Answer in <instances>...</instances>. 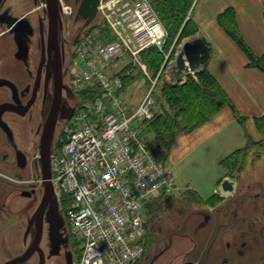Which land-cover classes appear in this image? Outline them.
<instances>
[{
	"label": "built area",
	"instance_id": "2783aa9c",
	"mask_svg": "<svg viewBox=\"0 0 264 264\" xmlns=\"http://www.w3.org/2000/svg\"><path fill=\"white\" fill-rule=\"evenodd\" d=\"M152 1L100 0L97 16L112 40L96 27L72 46L67 86L74 112L65 119L61 145L53 148L51 169L61 211L80 242L75 264H138L147 233L145 203L177 189L171 171L152 150L145 125L158 111L159 74L149 76L141 53L150 46L162 49L168 34ZM61 5L65 15L72 13L66 0ZM123 56L151 81L133 109L123 98L122 77L109 71ZM86 88L95 93L83 99L80 92Z\"/></svg>",
	"mask_w": 264,
	"mask_h": 264
},
{
	"label": "flooded vegetation",
	"instance_id": "af4514ba",
	"mask_svg": "<svg viewBox=\"0 0 264 264\" xmlns=\"http://www.w3.org/2000/svg\"><path fill=\"white\" fill-rule=\"evenodd\" d=\"M56 1L60 14L58 40L64 73L63 84L66 85V77L71 67L72 46L77 35L73 40H69L72 29L64 23L67 16L63 13L61 0ZM47 4L48 0H0V40H5L4 48L7 50L8 55L12 56L15 62L20 63L22 66L24 77L21 82L16 74L13 78L0 74V78L6 80L4 84L0 82V104L9 102L16 106H13V109L8 108L2 113L0 116V129L6 133L7 141L14 148L16 165L20 168L25 167L29 159H33L35 166H37L36 158L39 154V145L38 154H34L28 159L27 153L17 147L12 132L11 127L14 126L13 124H18V122H10L9 115L17 117L30 116L29 119H32L33 115L30 113L34 105L38 103L41 121L37 124L36 133L39 135L38 140H40L41 130L53 99V73H47V64L49 63L47 45L49 11ZM77 19L85 20V25H88L87 19L79 15L78 11ZM78 35L80 37L81 33ZM54 54L53 51L51 57H54ZM47 75H49L48 79H46ZM72 97L70 88L68 86L64 87L62 105L65 108L62 107L63 110L59 112L60 117L56 128L58 124L64 125L65 119L61 118V114H66L64 109H67V107L72 108ZM20 150L26 156L24 166L19 164L18 152ZM8 158V154L3 153L0 160L8 162ZM242 173L227 177L234 184V188L230 192L223 191L219 186L217 191L212 194V196L214 195L213 201L212 196H210L206 200L195 202L199 207L191 212L196 216L178 221L174 231L170 227V230L167 228L165 233L162 232V229L157 228L155 225L158 219L157 214L146 212L145 249L138 264H264V172L255 176H243ZM35 192L36 189L33 188L30 196L34 195ZM58 206L66 227L65 233L68 236V240L62 245L66 249L62 251L61 248L58 253L51 254L50 247L49 253H46L42 247L44 236L49 238L48 226L45 223L40 242L43 253L37 249L26 259L14 264H40L42 256H44V264H47L52 258L55 259L50 261L49 264L62 261L68 264L67 253L71 251L69 249L71 245V228L61 211L60 204ZM28 221L23 238L15 239L11 235L1 237L0 264L8 263L15 257L21 256L28 249L35 235L34 225L26 233ZM153 232L170 239L174 235L180 236L185 242H181V248L172 249L174 246L173 241H167V246L161 248L163 251L157 250L155 253L150 254L149 249L151 250V248L148 247L151 246ZM162 241L157 238L155 248ZM171 249L175 255L168 254L172 252ZM72 259L74 263L73 252Z\"/></svg>",
	"mask_w": 264,
	"mask_h": 264
},
{
	"label": "rangeland",
	"instance_id": "374dc122",
	"mask_svg": "<svg viewBox=\"0 0 264 264\" xmlns=\"http://www.w3.org/2000/svg\"><path fill=\"white\" fill-rule=\"evenodd\" d=\"M204 1L205 0H196L193 7V17L196 16L198 11H202V8H208L207 1L205 3ZM80 2L81 0H66V3L69 4L72 8V13L66 15L67 17H65L64 19L65 25L71 27L72 29V34L69 37V40H73L74 37L79 33L83 34L87 31H90L89 29H91L92 27H96V25L101 23V16H96L88 25H85V20L77 19V11L79 9ZM180 44L181 43L177 45H175L174 43L172 44V47L176 49V52ZM4 46L5 40L1 39L0 74L7 77L9 76L10 78H13V76H15L16 74V76L19 77L18 79H21L19 81L22 82V79L24 78L22 66L20 65V63H16L12 56L8 55V52L7 50H5ZM142 63L145 64L143 61ZM128 65H131L132 70L130 69V71L135 76L134 80L124 88L122 95L125 102L131 109H133L138 105L140 100L145 96L147 90L149 89L151 85L149 76L153 78V72L145 64L149 73L148 76V74L144 73L138 64H133L128 56H123L119 60L115 61L114 65L110 66L109 71L118 72L124 67L126 68V66ZM125 71L126 73L130 72L127 68L125 69ZM161 76V79H158V83L154 91V97L156 100L155 109L157 108V110H160L162 103L163 109L166 110V102L161 96V89L163 88V84L165 83L166 79V81L168 82H172V80L170 79V77H167V71H165V73ZM69 78L70 69L66 77L67 82ZM74 103L75 100H72V105ZM178 106L179 105H177V107ZM167 107L168 109H170V112L172 111V113L177 110L176 106L172 108H169V106ZM39 109V104L36 103L30 113L33 115L32 119H29L30 116L17 117L14 115H9L10 122H18V124H13L14 126L11 127L12 132L15 142L17 143V147L27 153L28 159L34 154H38L39 135L36 133V129L37 124L41 121V117L39 116L38 112ZM62 129L63 125L58 124L55 131L53 145L59 142ZM152 135L150 134V137H148L152 146V150L162 161V163L171 171L177 186V189L172 194V196L168 197L169 199L162 200L165 201V203H162L161 209L155 212L157 214L156 217H158L155 225L157 228L160 227L162 229V232L165 233L167 231V228H169L170 230V227H172V231H174L178 221L186 220L188 218L196 216L191 211L196 210L199 207V205L195 203L198 201L196 200L193 191L186 192V190H196L195 186L198 185L200 186V188L199 190H197V193L202 197V199H208L214 193V188H216V191L218 189V185H216L217 178L214 179V177L210 179L209 175L210 173L216 174L219 172V170L214 172L213 167H211L212 163H209L208 161L206 163L199 162L195 165V167L192 168L187 162V159L182 160L179 163H173L168 155L164 154L163 149L155 144ZM259 135L260 138H262L260 132ZM5 136L6 133L0 129V159L3 153H7L9 156L8 162H3L0 160V239L5 235H11L12 237L14 236L15 239H21L23 238V235L25 233L27 220L31 217L42 198L43 185L41 183V166L39 162V154L36 158L37 166H35L33 159H29L28 164L25 167L20 168L19 166H17L14 155V148L11 147ZM257 151L258 149L255 148V150H253L252 154L249 156L248 164L242 173L243 176H255L256 174H261L264 172V150L260 152V158L254 159L253 155L256 154ZM219 169H221V167H219ZM219 173H221V171ZM33 188L36 189L34 195L27 197L21 194V192L25 190L32 191ZM145 212H147V209H145ZM151 237H153L151 246L148 247L151 248V250L149 249L150 252L148 251L150 254L155 253L157 250L163 251V249L161 248L167 246V241H173L172 243L174 246L172 247V249H175L177 247L181 248V242H185L183 238L176 235L172 236L170 239L169 237L167 238L165 236L161 237V235H158V233L153 232ZM157 238H160L163 241L161 244H157V247L155 248ZM42 247L46 251V253H49L50 245L47 236H44L43 238ZM65 249L66 248L63 246L62 251H64ZM69 249L73 252L75 257L76 250L73 248L72 243ZM168 254L175 255L173 250ZM53 259L55 258H52L50 261H52ZM50 261H48L47 264H49ZM51 264H65V262L62 261Z\"/></svg>",
	"mask_w": 264,
	"mask_h": 264
},
{
	"label": "crops",
	"instance_id": "0c3cea01",
	"mask_svg": "<svg viewBox=\"0 0 264 264\" xmlns=\"http://www.w3.org/2000/svg\"><path fill=\"white\" fill-rule=\"evenodd\" d=\"M206 1L208 8H202L194 17L192 10L191 16L197 26V32L184 39L201 35L206 37L211 48L210 58L206 63L199 65L196 71L202 67L209 71L230 98L236 112L230 106H225L209 120L180 132L167 155L173 163L187 159L191 168L199 162L212 163L213 171L219 170L221 173H210L209 177L217 178L216 185L219 188L223 179L228 177L221 161L234 151L245 147L247 135L255 141L261 139L255 118L264 114V71L259 67L250 66L246 52L222 23L226 22L223 14L226 9L234 10L236 27L244 42L254 55L263 57L264 0H205L204 3ZM170 62L171 60L165 71L173 83L175 76L168 67ZM196 71L187 73L182 82L177 84H184L190 74L197 78ZM165 106H168L167 102ZM199 188L200 186L196 185V190L189 189L186 192H198ZM213 191L215 193L216 188ZM75 261L74 258V264Z\"/></svg>",
	"mask_w": 264,
	"mask_h": 264
},
{
	"label": "trees",
	"instance_id": "16d2710c",
	"mask_svg": "<svg viewBox=\"0 0 264 264\" xmlns=\"http://www.w3.org/2000/svg\"><path fill=\"white\" fill-rule=\"evenodd\" d=\"M153 6L162 20L168 34L164 47L160 49L157 46H150L141 53V60L152 70L153 77L159 74H164L168 62L175 56L176 49H172L170 56L166 59L165 54L170 50L172 44L181 43L184 38L194 35L197 32V26L189 14L195 0H153ZM226 22L224 23L227 32L236 40L240 47L246 52L250 59V66L259 67L264 71V56L257 57L253 54L250 48L246 45L243 38L236 27V18L233 9H226L224 11ZM223 20L222 16L220 17ZM96 27L101 29V32L107 36V40H112L107 27H102L98 24ZM92 27L89 30H93ZM175 41V42H174ZM130 71L131 65L126 66ZM125 67L116 74L120 75L124 82V87L134 80L133 73L130 71L126 73ZM132 70V69H131ZM197 78L193 75H188L187 81L184 84H173L165 80L163 88L161 89V96L167 102L169 108L177 107V110L172 113L167 109L164 110L161 105L160 110L155 113L152 120L145 122L146 131L153 134V141L163 149L164 154L167 155L172 148V145L177 135L185 130L195 128L204 121L209 120L215 113L220 111L225 106H230L236 112L235 106L232 104L230 98L219 85L218 81L209 73V71L202 67L196 71ZM158 83V82H157ZM95 90L84 89L80 92V97L83 99L90 98L94 95ZM244 120L243 117H241ZM255 123L262 138L255 141L251 136L247 135L248 140L245 147L234 151L221 161L222 167L225 169L226 176H235L243 172L248 164V158L255 148L257 153L253 155L254 159L260 158V152L264 150V114L255 118ZM55 145H61L57 142ZM53 146V148L55 147ZM194 196L198 202L203 201L202 197L195 191ZM172 195H160L155 199L148 200L145 203L147 212L155 214L161 209V204L165 203L164 199H169ZM194 197V198H195ZM214 195L212 196V201ZM63 208L66 206V197L61 201ZM71 243L76 250L75 260L79 259L81 255L80 242L75 235L70 232Z\"/></svg>",
	"mask_w": 264,
	"mask_h": 264
},
{
	"label": "water",
	"instance_id": "95a60500",
	"mask_svg": "<svg viewBox=\"0 0 264 264\" xmlns=\"http://www.w3.org/2000/svg\"><path fill=\"white\" fill-rule=\"evenodd\" d=\"M100 0H81L78 9V14L87 19V24H89L97 15L98 4ZM48 11H49V31H48V54L49 63L48 74L53 73L54 88H53V99L50 111L44 121L40 140H39V162L41 166V176L43 183V194L42 198L28 219V227L26 233L29 232L30 228L35 226V235L33 241L30 243L28 249L21 255L10 260L6 264H14L26 259L37 249L40 250V242L42 240L44 225L47 224L49 245L51 247V254L58 253L62 245L68 240L66 235V227L62 215L59 211V201L55 192V185L52 180V169H51V158H52V148L53 141L56 131V125L58 118L60 117V111L63 110V88L67 87L63 84V69H62V57L61 50L59 46V7L56 0H48ZM79 35L75 38V42L78 40ZM27 48V47H26ZM27 50V49H26ZM55 52L54 57L52 52ZM211 54V48L205 36L201 35L192 39H184L178 46V50L175 57L169 63L168 67L171 73L175 76L173 84L182 82L187 73H194L199 65L204 64L208 61ZM42 67V65H41ZM51 72V73H50ZM47 75L46 79H48ZM1 84L6 82L5 79L0 78ZM0 84V85H1ZM16 107L14 104L5 102L0 104V116L8 108ZM13 109V108H12ZM66 114H61L63 119L70 118L74 112V107H67ZM26 156L23 151L18 152L19 164L24 166L26 163ZM223 191H231L234 188V184L230 178H224L220 184ZM22 195L30 196L31 191L25 190ZM67 261L68 264H74L72 259V251H68ZM40 264H44V256H42V261Z\"/></svg>",
	"mask_w": 264,
	"mask_h": 264
}]
</instances>
